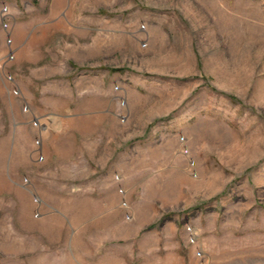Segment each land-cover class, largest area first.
I'll list each match as a JSON object with an SVG mask.
<instances>
[{"label": "rangeland", "instance_id": "374dc122", "mask_svg": "<svg viewBox=\"0 0 264 264\" xmlns=\"http://www.w3.org/2000/svg\"><path fill=\"white\" fill-rule=\"evenodd\" d=\"M0 264H264V0H0Z\"/></svg>", "mask_w": 264, "mask_h": 264}]
</instances>
